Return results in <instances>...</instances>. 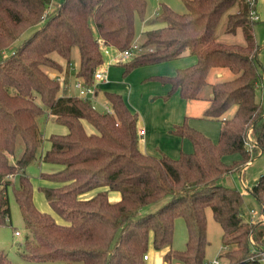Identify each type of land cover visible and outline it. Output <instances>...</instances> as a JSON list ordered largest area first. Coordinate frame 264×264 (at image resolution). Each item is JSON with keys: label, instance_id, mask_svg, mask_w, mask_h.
<instances>
[{"label": "trees", "instance_id": "16d2710c", "mask_svg": "<svg viewBox=\"0 0 264 264\" xmlns=\"http://www.w3.org/2000/svg\"><path fill=\"white\" fill-rule=\"evenodd\" d=\"M182 1L184 12L160 2L151 19L159 26L143 31L141 50L116 64L126 76L139 66L195 56L173 74L146 79L168 84V95L178 91L185 99L206 90L202 116L219 120L220 128L214 141L185 117L170 132L188 138L192 151L157 157L140 150L138 114L120 93L96 89L98 99L110 104L109 114L66 92L72 74L87 85L95 81L94 72L105 63L100 40L112 49L131 47L135 16H143L146 0H0V225L11 221V189L30 231L20 253L29 264H145L150 235L155 249L168 247L164 264H205L207 208L222 229L223 264H263L248 258L264 250V172L246 187L263 215L253 222L244 217L242 191L220 183L264 156V103L255 94L264 78L254 34L257 0ZM220 24L222 39L216 36ZM72 60L77 64L69 72ZM225 69L232 77L208 80L210 72ZM44 110L67 127L49 135L50 146L40 156L61 167L39 175L53 183L43 192L64 223L36 207L25 172L41 146L37 115ZM83 120L96 132L88 133ZM18 137L23 150L11 163ZM234 153L237 159L223 160ZM109 190L119 199L109 200ZM163 198L156 210L145 209ZM178 217L186 228L182 249L171 246ZM0 264H14L2 250Z\"/></svg>", "mask_w": 264, "mask_h": 264}, {"label": "rangeland", "instance_id": "374dc122", "mask_svg": "<svg viewBox=\"0 0 264 264\" xmlns=\"http://www.w3.org/2000/svg\"><path fill=\"white\" fill-rule=\"evenodd\" d=\"M160 2H165L173 10L177 12H184L186 10L185 5L182 0H146L145 12L142 17L136 15L134 22L135 39L132 43H137L138 48L131 50L129 56L125 58L127 60L135 52H139L140 45L139 40L141 39L142 32L145 29H150L159 26V24H154L151 22L152 17L156 14L158 10V5ZM264 1L257 0L255 14L256 22L254 25V34L256 41L260 44L261 50L258 54L259 60L264 66ZM222 24V23H221ZM221 24L218 26L216 31V36L220 39L223 38ZM94 28V27H93ZM33 27L26 30L17 40L13 42V46L6 50L5 53H9L12 48L20 42V40L25 37L29 32H31ZM105 63L107 65V60L111 54H104ZM191 55L181 56L179 58L173 59L172 61H163L154 64L139 66L131 70L126 76L122 75L123 67L116 64L119 61L113 60V64L110 65L109 76L111 78L110 82H114L115 88L125 90L126 103L129 109L137 112L138 116L151 122L155 129L161 133L164 132L169 135V131L166 130L167 122H178L180 118L184 115L188 124L199 129L205 135L210 137L212 140L216 141L219 134L220 121L217 119H210L202 116V112L207 105L206 100V90L202 92V96L197 99H185L179 96L178 92L172 94H166V86L158 81L146 79V77L152 73L154 74H173L176 67L184 66V61L190 59ZM195 58V57H194ZM77 59V56H76ZM193 59V58H192ZM77 60H72L67 68L72 71L73 67L75 69ZM64 66L66 64L64 63ZM103 66V65H102ZM108 67V68H109ZM66 69V68H65ZM51 76L56 77L55 72L50 73ZM231 71L228 69L217 72L212 71L209 73L208 80H222L232 77ZM59 80H62L61 75L58 76ZM73 74L70 77V83H68L67 93L74 94L72 88ZM101 82V81H100ZM111 84V83H110ZM127 85V86H126ZM128 91L127 92V88ZM100 89H103L101 87ZM255 94L257 100L264 103V78L257 84L255 89ZM98 98V97H97ZM96 100V99H95ZM99 100V99H98ZM97 101V100H96ZM102 101V100H101ZM96 108L103 111V106L101 102L96 104ZM230 113V111H229ZM182 116V117H181ZM178 120V121H176ZM38 129L42 136L41 146L37 150L36 158L31 161L25 169L26 174L30 177L33 183V201L39 210L51 213L56 221L64 223V220L54 212L49 206L45 194L43 192V187L50 184L48 180L42 179L39 175L41 171L56 170L61 167L59 164L42 162L40 156L43 151L50 146L49 135L52 133H65L67 127L60 124L54 120L52 114L44 110L41 114L37 115ZM83 124L88 133L96 132L95 128L86 120H83ZM163 133V134H164ZM163 140H165V135ZM162 136V135H161ZM182 140V150L185 152L192 151L191 141L184 137ZM161 142V141H160ZM159 144V143H158ZM23 142L21 137H18L16 143V149L13 155H10V162L13 163L22 153ZM154 152H157L155 150ZM159 153H163L158 150ZM156 154V153H155ZM159 154V155H162ZM239 156L237 153L228 154L223 157V160L227 163L237 159ZM52 167L51 169H49ZM264 172V156L258 155L247 162V165L240 172L229 173L224 176L220 183L228 186L235 187L243 191V213L244 217L248 218L247 221H256L261 219L258 203L249 191H246V187L242 185V182L246 184L247 187H251L257 180L258 176ZM15 179V178H14ZM85 197V195H83ZM166 198H163L149 206L145 209L152 212L159 208ZM9 207H10V219L6 224L0 225V250L4 251L9 257V259L14 264H29L22 256V243L24 239L30 236V231L27 228L25 222L23 221L18 205L14 200L11 189H9ZM147 212V211H146ZM145 211H141L140 214H145ZM18 234H15V231ZM222 229L219 223L213 218L210 208L206 209V237L207 245L205 247V259L206 261L218 258L222 263L226 262V258L222 255L225 250V246L221 242ZM186 242V228L182 218L178 217L174 221L173 225V238L171 246L175 249H182L185 247ZM152 244L148 245L147 253L151 254L150 261L145 260V264H154L155 252L151 251ZM169 264H175L172 260ZM264 264V262H263Z\"/></svg>", "mask_w": 264, "mask_h": 264}, {"label": "crops", "instance_id": "0c3cea01", "mask_svg": "<svg viewBox=\"0 0 264 264\" xmlns=\"http://www.w3.org/2000/svg\"><path fill=\"white\" fill-rule=\"evenodd\" d=\"M145 30H147V29H145ZM194 57L195 56H192L191 55L190 59H186L184 61V64L183 65L184 66H187V65H190L193 62H195L196 58H194ZM172 60H168V61H172ZM161 62H163V61H161ZM110 63L113 64L112 61H111V59L108 58L107 65L105 64L104 67H103L105 69L106 78H105V80H103L101 82H98V84H97L98 85V88L100 89L101 87H103V90L104 89L105 90H111V91H116V92L120 93L122 95L125 103H126V96L125 95L126 94L128 95V93H125V90H121V89L115 88V86L113 84L114 82H110L111 81V78L109 76V72H110V67L109 66L110 65H108ZM184 66H181V67H184ZM176 68H178V67H176ZM153 74L154 73H152L151 75H153ZM219 74H220V72L217 73V75H219ZM165 75H169V74H165ZM165 86H166V94H167V92L169 90V85L168 84H165ZM126 88H127V92H129L128 91V87H126ZM175 92H178V91H175ZM178 94H179V92H178ZM185 117L186 116L184 115L182 118H180L179 121L176 120L178 122H174V121L173 122H171V121L170 122H167L168 123V126H167L166 130L169 131L168 132L169 135H167L166 133H164L162 131H161V133L158 132L157 129H155L154 127H152L153 124L151 122H149L148 120H146V119L138 116L137 127L144 129L143 137L141 139H139V143H138L140 150L142 152H144V153L152 154V155L157 156V157L161 156L159 154H162V153H159L158 150L162 151L163 153H166L167 155H169L171 157H177L179 155L180 151H182V140H181V137L180 136H178V135L170 132V129L173 127L174 124L181 123ZM163 133L166 134L165 135V140H163V136H164ZM155 150H157V152H154ZM51 168L52 167H50L49 169H51ZM12 177L14 178L15 176H12ZM49 183L50 184H48V185H53V183H51L50 181H49ZM242 184L244 185V187H247L244 182H242ZM97 190L98 189H93L91 191H88V192L84 193L83 195H85V197H89L92 194H94ZM243 191L244 190H242V193H243ZM246 191H248L247 188H246ZM107 195H108L109 200L114 201V200H118L119 199V192H117V191H111V190H109L107 192ZM246 219H248V218H246ZM149 242H150V244H152V242H151V235H150ZM167 250H168V247H165V248H162V249H155L153 247L151 249V251H154L155 252V256H156L155 257V260H154L155 261L154 264H164V262H163V255H164V253ZM150 258H151V254L147 253V258L145 260L150 261ZM175 264H179V263L175 261Z\"/></svg>", "mask_w": 264, "mask_h": 264}, {"label": "built area", "instance_id": "2783aa9c", "mask_svg": "<svg viewBox=\"0 0 264 264\" xmlns=\"http://www.w3.org/2000/svg\"><path fill=\"white\" fill-rule=\"evenodd\" d=\"M256 17H257V15L254 14V18H256ZM99 44H100V48L104 54H108V55L111 54V56L109 57L111 59V61H113V60L123 61L127 56L130 55L132 49L138 48L137 43H132L131 47L129 49H124V50L112 49L110 47H107L103 43L102 40L99 41ZM103 67H104V64H103V66L98 67L97 70L94 72V80L95 81L92 83V85L85 84L84 82H82L81 79L73 78L72 88H73L74 94L76 96L80 97L81 99L93 100V104L95 107H96V104L98 102L99 103L101 102V104L103 106V112L110 114V113H112V108H111L110 104L106 101L98 100L97 95H96V89L98 88V85H97L98 82L103 81L106 78L105 69ZM143 134H144V129L138 128V135H139L140 139L143 137ZM260 217L262 219L263 215L260 214ZM15 234H18L17 230L15 231ZM143 258L144 259L147 258V253H145L143 255ZM248 259L249 260L258 259V260L264 262V250L258 251L257 253L251 255ZM205 264H223V263L218 258H214L212 260L207 261Z\"/></svg>", "mask_w": 264, "mask_h": 264}]
</instances>
